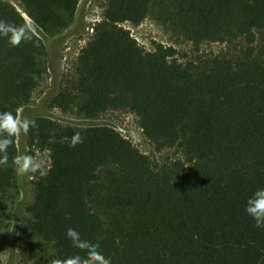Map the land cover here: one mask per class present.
I'll return each mask as SVG.
<instances>
[{"label":"trees","instance_id":"16d2710c","mask_svg":"<svg viewBox=\"0 0 264 264\" xmlns=\"http://www.w3.org/2000/svg\"><path fill=\"white\" fill-rule=\"evenodd\" d=\"M80 1L17 0L30 26L0 0V242L13 234L30 264H264V0H176L175 24L196 50H237L186 64L123 28L155 0H105L50 108L80 121L126 111L157 151L185 161L160 167L109 127L36 117L28 144L51 165L18 213L16 121L49 70L37 34L60 38Z\"/></svg>","mask_w":264,"mask_h":264},{"label":"rangeland","instance_id":"374dc122","mask_svg":"<svg viewBox=\"0 0 264 264\" xmlns=\"http://www.w3.org/2000/svg\"><path fill=\"white\" fill-rule=\"evenodd\" d=\"M1 1L20 10L17 0ZM175 5L176 0H155L151 15L141 25L132 27L129 24H124L123 28L130 31L131 36L146 52H152L155 44L172 47L176 51L175 60L180 64L212 55L231 56L237 53L236 48L220 44H203L196 50L178 31L175 24ZM105 8V0H81L73 24L60 38L48 40L36 33L43 40L47 49L49 70L43 86L34 93L30 104L18 112L16 121L17 178L20 188L18 213L24 211L33 202L34 173H46L51 165L48 151L39 150L28 144V124L36 117L49 118L62 126L78 129L97 126L109 127L129 140L140 153L149 157L160 167L175 160L185 161L184 155L175 149L157 151L144 138L138 125V119L126 111L108 112L94 121H80L50 108L49 100L73 75L74 66L81 50L92 40L93 34L90 33V29L102 21ZM27 22L31 26L30 21ZM107 214V212L103 214L106 219ZM109 218L111 217L109 216ZM0 264H30L20 259V255L14 247L13 234L8 240L0 242Z\"/></svg>","mask_w":264,"mask_h":264},{"label":"water","instance_id":"95a60500","mask_svg":"<svg viewBox=\"0 0 264 264\" xmlns=\"http://www.w3.org/2000/svg\"><path fill=\"white\" fill-rule=\"evenodd\" d=\"M15 9H16V8H15ZM16 10H17L18 13L22 14V17L26 20V22L29 21V19L26 17L25 14L22 13V11H20V10H18V9H16ZM27 23H28V22H27Z\"/></svg>","mask_w":264,"mask_h":264},{"label":"built area","instance_id":"2783aa9c","mask_svg":"<svg viewBox=\"0 0 264 264\" xmlns=\"http://www.w3.org/2000/svg\"><path fill=\"white\" fill-rule=\"evenodd\" d=\"M93 29H94V27L90 29V33H91V34H93Z\"/></svg>","mask_w":264,"mask_h":264}]
</instances>
